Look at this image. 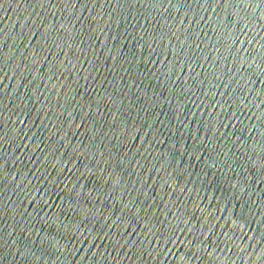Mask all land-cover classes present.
Masks as SVG:
<instances>
[{
  "label": "water",
  "instance_id": "water-1",
  "mask_svg": "<svg viewBox=\"0 0 264 264\" xmlns=\"http://www.w3.org/2000/svg\"><path fill=\"white\" fill-rule=\"evenodd\" d=\"M116 42L264 122V0H0Z\"/></svg>",
  "mask_w": 264,
  "mask_h": 264
}]
</instances>
